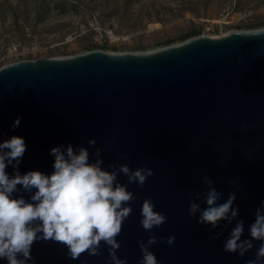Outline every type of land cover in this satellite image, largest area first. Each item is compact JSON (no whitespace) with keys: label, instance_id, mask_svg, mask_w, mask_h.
<instances>
[{"label":"water","instance_id":"1","mask_svg":"<svg viewBox=\"0 0 264 264\" xmlns=\"http://www.w3.org/2000/svg\"><path fill=\"white\" fill-rule=\"evenodd\" d=\"M16 117L20 123L12 129ZM12 135L26 143L21 174L50 172V146L67 143L86 147L90 161L99 148L106 170L120 164L152 169L142 187L128 184L135 199L116 237V254L128 264H138L137 241L149 235L139 223L146 197L167 221L151 231L156 264H245L258 241L243 257L227 253L223 242L235 220L211 229L187 211L190 203L205 207L207 176L221 193L217 203L235 193L243 239L264 198V29L196 36L146 53L95 50L2 66L0 140ZM90 138L95 144H88ZM117 180L127 183L120 173ZM169 238L171 248L160 243ZM65 251L50 239L31 246L35 264H107L102 243L99 255L85 251L76 260Z\"/></svg>","mask_w":264,"mask_h":264},{"label":"clouds","instance_id":"2","mask_svg":"<svg viewBox=\"0 0 264 264\" xmlns=\"http://www.w3.org/2000/svg\"><path fill=\"white\" fill-rule=\"evenodd\" d=\"M19 123L20 117H16L12 129ZM88 144H95V139L90 138ZM25 149L22 136L12 135L0 140V261L35 264L32 244L50 239L62 243L66 248L65 256L72 260L85 251L89 256L99 255L102 243L108 253L107 264H128L127 257L116 254L120 247L116 237L132 211L129 202L135 199L128 184L142 187L153 174L152 169L146 164L131 169L127 164H120L118 169L109 165L111 170H106L101 167L99 148L93 153L97 158L90 161L86 147L67 143L50 146L49 155L53 157L50 172L28 170L21 174L18 165ZM8 166L13 169L11 174L6 171ZM118 173L127 177V183L117 180ZM202 182L207 185L205 207L190 203L187 215L211 229L217 228L221 221L231 224L235 220L223 242V251L243 257L253 248V242L258 241L254 258L245 264H264V198L259 200L247 237L242 239L244 222L238 218L235 193L229 191L226 199L217 203L221 193L213 181L203 176ZM200 196L197 193L195 200H200ZM166 222V218L154 210L151 198H144L139 223L149 235L146 241H137L141 253L138 264H156L150 249L157 245V240L151 231L159 230ZM160 243L171 248L174 240L169 238L166 243Z\"/></svg>","mask_w":264,"mask_h":264},{"label":"rangeland","instance_id":"3","mask_svg":"<svg viewBox=\"0 0 264 264\" xmlns=\"http://www.w3.org/2000/svg\"><path fill=\"white\" fill-rule=\"evenodd\" d=\"M264 29V0H0V68Z\"/></svg>","mask_w":264,"mask_h":264}]
</instances>
